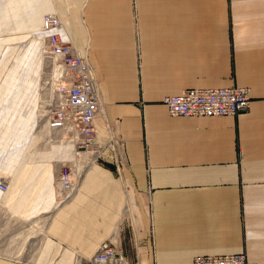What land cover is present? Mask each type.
Wrapping results in <instances>:
<instances>
[{"label": "crops", "instance_id": "obj_1", "mask_svg": "<svg viewBox=\"0 0 264 264\" xmlns=\"http://www.w3.org/2000/svg\"><path fill=\"white\" fill-rule=\"evenodd\" d=\"M49 12L100 91L82 155L39 141ZM229 85L251 88L245 111L175 116L162 102ZM75 160L77 190L58 203L56 174ZM0 174L2 209L46 215L30 264H76L103 243L129 264L236 252L264 264V0H0Z\"/></svg>", "mask_w": 264, "mask_h": 264}, {"label": "built area", "instance_id": "obj_2", "mask_svg": "<svg viewBox=\"0 0 264 264\" xmlns=\"http://www.w3.org/2000/svg\"><path fill=\"white\" fill-rule=\"evenodd\" d=\"M59 25L55 13L43 15L41 30L47 31L43 39V58L49 62V70L46 71V102L42 114L40 96L38 126L42 125L46 135L88 151L95 142L94 119L102 109L100 91L87 54H80L71 42L59 38L54 31ZM250 101L251 88L245 85L186 88L162 98L169 114L175 116L234 115L245 111ZM81 174L82 169L75 163L64 164L58 170L55 182L62 201L77 190ZM6 188L7 181L0 178V191ZM86 263L129 264V261L111 244L103 243L86 258ZM192 264L257 263L248 260L244 253L236 252L198 254L192 258Z\"/></svg>", "mask_w": 264, "mask_h": 264}, {"label": "rangeland", "instance_id": "obj_3", "mask_svg": "<svg viewBox=\"0 0 264 264\" xmlns=\"http://www.w3.org/2000/svg\"><path fill=\"white\" fill-rule=\"evenodd\" d=\"M54 13V12H49ZM56 14V13H55ZM40 81L42 84L43 74L49 70V62L43 58V40L40 50ZM41 88V85H40ZM38 131V128H37ZM39 141L42 144H66L70 142H60L56 140L54 136H42V133H38ZM105 137V135H102ZM50 137V139H49ZM72 144V143H70ZM73 145V144H72ZM74 146V145H73ZM75 152H84V148H77L74 146ZM90 148V147H89ZM79 154V153H78ZM76 161V160H75ZM69 162V164L78 162ZM66 163L65 165H67ZM79 165V164H78ZM5 174H0V178H4L7 181ZM44 217L46 215H40L32 219L23 221L12 213H8L6 210L0 207V262L2 264H30L32 263V256L37 249L41 232L44 228ZM32 258V259H31ZM76 264H87L86 258L75 257Z\"/></svg>", "mask_w": 264, "mask_h": 264}, {"label": "bare ground", "instance_id": "obj_4", "mask_svg": "<svg viewBox=\"0 0 264 264\" xmlns=\"http://www.w3.org/2000/svg\"><path fill=\"white\" fill-rule=\"evenodd\" d=\"M44 76H43V78H42V87H41V106H40V113L42 114V112L44 111V109H45V102H46V100H45V94H46V89H47V86H46V82H47V72H45L44 74H43ZM103 114V113H102ZM101 114V115H102ZM99 118V117H98ZM42 133V136L44 137L45 136V132H44V130H43V127H42V125H39L38 126V133ZM110 135V134H109ZM94 147V146H93ZM89 150H90V148H89ZM88 151H84V152H79V154L80 155H82V154H86ZM92 152H94V151H92ZM76 162V161H75ZM77 165V164H76ZM77 167L79 168V169H82L83 167H79L78 165H77ZM59 199H58V203H60L62 200L61 199H63V196H61L60 195V197H58ZM44 221H45V219H44Z\"/></svg>", "mask_w": 264, "mask_h": 264}]
</instances>
